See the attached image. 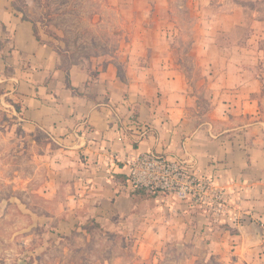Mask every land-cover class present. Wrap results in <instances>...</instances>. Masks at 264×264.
Here are the masks:
<instances>
[{
	"label": "crops",
	"instance_id": "obj_1",
	"mask_svg": "<svg viewBox=\"0 0 264 264\" xmlns=\"http://www.w3.org/2000/svg\"><path fill=\"white\" fill-rule=\"evenodd\" d=\"M243 1L233 0L235 6L223 9L221 31L250 27L245 18L251 11ZM158 4L168 14L167 0ZM3 11L2 23L12 28H0V41L5 30L12 32L15 64L19 55L31 66L13 79L22 127L31 134H51L58 145L51 156L60 159L58 170L51 171L47 199L64 191L63 207L84 211L82 218L131 228L124 233L134 234L142 260L163 241L206 237L210 257L220 264H264V74L254 73V66L264 62L261 53L246 55L238 43L231 55L229 48L209 46L208 39L195 49L199 62L216 72L209 82L211 108L201 118L199 98L171 55L170 28L148 29L140 46L132 47L127 64L143 65L133 83H122L116 63L109 61L93 80L81 67L70 68L72 90L66 70L54 51L37 41L33 25ZM255 22L256 39L255 33L264 36V20ZM139 51L147 57L136 61ZM1 80L6 78L0 74ZM150 152L193 166L223 192V209L160 195L141 198L128 182V163Z\"/></svg>",
	"mask_w": 264,
	"mask_h": 264
},
{
	"label": "rangeland",
	"instance_id": "obj_2",
	"mask_svg": "<svg viewBox=\"0 0 264 264\" xmlns=\"http://www.w3.org/2000/svg\"><path fill=\"white\" fill-rule=\"evenodd\" d=\"M160 2L0 0V16L4 9L21 18V12H26L42 44L54 51L63 70L79 66L93 80L99 68L113 61L120 81L126 85L143 70L139 62H126L132 47L140 46L146 30L170 28L171 55L199 98L202 118L211 108L213 90L209 82L216 72L210 73L211 66L199 62L195 49L208 39L209 46L229 48L231 55L242 43L246 55L254 52L264 56V36L255 33L253 38L256 29H251L256 20H264V0L243 1L252 14L245 23L251 25L230 31H221L220 23L223 9L233 7V0H167L168 14L161 11ZM257 12L260 16L254 19ZM0 28L12 27L5 26L1 18ZM137 28H141L139 33ZM12 40V32L5 30L0 41V74L6 78L0 81V264H220L210 257L211 241L206 237L191 242L163 241L151 250L149 259L142 260L135 252L134 234L124 233L131 232V228H115L82 218L84 211L63 207L64 191L56 199L46 198L51 171L58 170L60 159H51L58 145L51 134H31L22 127L21 97L13 79L31 66L27 58L19 55L15 64L10 55ZM140 53L133 55L136 61L147 57L145 51ZM246 68L252 71L253 66ZM254 68L257 76L264 74V62ZM136 194L150 198L141 191Z\"/></svg>",
	"mask_w": 264,
	"mask_h": 264
},
{
	"label": "built area",
	"instance_id": "obj_3",
	"mask_svg": "<svg viewBox=\"0 0 264 264\" xmlns=\"http://www.w3.org/2000/svg\"><path fill=\"white\" fill-rule=\"evenodd\" d=\"M128 165V182L136 191L192 202L204 209L216 206L221 211L225 205L223 192L183 161L150 152L133 158ZM262 237L264 239V229Z\"/></svg>",
	"mask_w": 264,
	"mask_h": 264
},
{
	"label": "trees",
	"instance_id": "obj_4",
	"mask_svg": "<svg viewBox=\"0 0 264 264\" xmlns=\"http://www.w3.org/2000/svg\"><path fill=\"white\" fill-rule=\"evenodd\" d=\"M25 9H26V8H25ZM21 13L23 14V16H22L23 21L30 22V23L33 25L35 37H36L37 41L41 42V38H40V36H39L38 33H37V30H36V28H35V25H34V24L31 22V20L28 18L27 13L24 12V11H22ZM66 74H67V83H68V87H69L70 89L73 90V88H72V87L70 86V84H69V81H70L69 70H66Z\"/></svg>",
	"mask_w": 264,
	"mask_h": 264
}]
</instances>
